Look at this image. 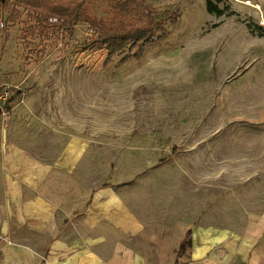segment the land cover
Returning a JSON list of instances; mask_svg holds the SVG:
<instances>
[{
	"label": "rangeland",
	"instance_id": "rangeland-1",
	"mask_svg": "<svg viewBox=\"0 0 264 264\" xmlns=\"http://www.w3.org/2000/svg\"><path fill=\"white\" fill-rule=\"evenodd\" d=\"M143 1L166 33L111 58L96 22L49 18L30 36L11 1L0 80L17 88L0 145L50 162L67 137L86 139L91 182L151 221L235 225L264 212V0H217L220 16L205 0ZM106 2L85 5L107 18Z\"/></svg>",
	"mask_w": 264,
	"mask_h": 264
},
{
	"label": "crops",
	"instance_id": "crops-1",
	"mask_svg": "<svg viewBox=\"0 0 264 264\" xmlns=\"http://www.w3.org/2000/svg\"><path fill=\"white\" fill-rule=\"evenodd\" d=\"M88 149L72 135L47 162L0 145V264H264V212L235 225L148 220L91 182Z\"/></svg>",
	"mask_w": 264,
	"mask_h": 264
},
{
	"label": "trees",
	"instance_id": "trees-1",
	"mask_svg": "<svg viewBox=\"0 0 264 264\" xmlns=\"http://www.w3.org/2000/svg\"><path fill=\"white\" fill-rule=\"evenodd\" d=\"M12 0H0V14H7V19L16 14L11 5ZM88 0H13L16 5L22 6L28 13L31 24L26 28L31 35L44 32L47 27L53 26L49 18L56 20H72L74 23L96 22L100 42L105 46L108 57L121 54L136 44H151L154 40L166 33L164 20H157L153 9H149L143 0H107V18L96 17L86 7ZM216 1L205 0L208 13L220 16L223 10ZM28 9V10H27ZM175 15L169 17V22H175ZM95 24V23H94ZM38 36V35H37ZM21 91L16 93L19 97ZM12 97L10 101H13ZM189 244V232L181 242L177 254L183 252Z\"/></svg>",
	"mask_w": 264,
	"mask_h": 264
},
{
	"label": "built area",
	"instance_id": "built-area-1",
	"mask_svg": "<svg viewBox=\"0 0 264 264\" xmlns=\"http://www.w3.org/2000/svg\"><path fill=\"white\" fill-rule=\"evenodd\" d=\"M13 88H17L15 85L0 80V117L8 114L11 109L12 102L10 99L12 98Z\"/></svg>",
	"mask_w": 264,
	"mask_h": 264
}]
</instances>
